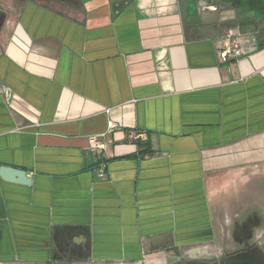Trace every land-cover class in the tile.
<instances>
[{
	"label": "crops",
	"instance_id": "obj_1",
	"mask_svg": "<svg viewBox=\"0 0 264 264\" xmlns=\"http://www.w3.org/2000/svg\"><path fill=\"white\" fill-rule=\"evenodd\" d=\"M263 18L253 0H0V168L31 180L0 177V264H172L230 220L264 230ZM229 34L257 44L223 60Z\"/></svg>",
	"mask_w": 264,
	"mask_h": 264
},
{
	"label": "flooded vegetation",
	"instance_id": "obj_2",
	"mask_svg": "<svg viewBox=\"0 0 264 264\" xmlns=\"http://www.w3.org/2000/svg\"><path fill=\"white\" fill-rule=\"evenodd\" d=\"M229 225L232 226V234L228 232L222 237V248L206 250L195 259L180 258L172 264H264V244L257 239V232L263 230H258L260 225L251 219H246L241 224L230 220ZM231 235L236 245L229 248L224 239H230ZM178 252L177 249L172 250L174 255Z\"/></svg>",
	"mask_w": 264,
	"mask_h": 264
},
{
	"label": "built area",
	"instance_id": "obj_3",
	"mask_svg": "<svg viewBox=\"0 0 264 264\" xmlns=\"http://www.w3.org/2000/svg\"><path fill=\"white\" fill-rule=\"evenodd\" d=\"M256 44L257 41L255 38L243 40L242 37L238 34H229L220 47L221 58L223 60H227L229 58H239L245 54L246 48L255 47ZM113 128L114 126L112 124H109V129ZM131 138L135 142H145L148 139L145 132H135L132 134ZM89 146L90 149L96 151H103L105 149V146L101 144L97 138H91L89 140ZM100 177H105V174L102 172ZM263 233V230L257 232V239L264 244Z\"/></svg>",
	"mask_w": 264,
	"mask_h": 264
},
{
	"label": "water",
	"instance_id": "obj_4",
	"mask_svg": "<svg viewBox=\"0 0 264 264\" xmlns=\"http://www.w3.org/2000/svg\"><path fill=\"white\" fill-rule=\"evenodd\" d=\"M254 4L257 7H264V0H253ZM259 13V10H256ZM260 19V18H259ZM0 177L9 183H15L20 185H30L31 180L27 177V173L22 170L9 168V167H1L0 168Z\"/></svg>",
	"mask_w": 264,
	"mask_h": 264
},
{
	"label": "rangeland",
	"instance_id": "obj_5",
	"mask_svg": "<svg viewBox=\"0 0 264 264\" xmlns=\"http://www.w3.org/2000/svg\"><path fill=\"white\" fill-rule=\"evenodd\" d=\"M229 230L231 231L232 234V226L229 225ZM222 240L220 239L219 241L215 242H205L202 245H197L194 246L192 249H200V253H205L206 250H211V249H217V248H222ZM224 243L227 245V247L232 248L233 246L236 245V242L233 240L232 235L230 236V239L225 238Z\"/></svg>",
	"mask_w": 264,
	"mask_h": 264
},
{
	"label": "trees",
	"instance_id": "obj_6",
	"mask_svg": "<svg viewBox=\"0 0 264 264\" xmlns=\"http://www.w3.org/2000/svg\"><path fill=\"white\" fill-rule=\"evenodd\" d=\"M148 142H149L148 139L145 142H142V141L135 142L139 148V152H138L139 157L144 158L147 156H151L153 154V152L151 151L149 147Z\"/></svg>",
	"mask_w": 264,
	"mask_h": 264
}]
</instances>
